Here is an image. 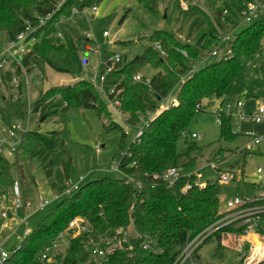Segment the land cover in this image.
I'll return each mask as SVG.
<instances>
[{
  "label": "trees",
  "instance_id": "trees-1",
  "mask_svg": "<svg viewBox=\"0 0 264 264\" xmlns=\"http://www.w3.org/2000/svg\"><path fill=\"white\" fill-rule=\"evenodd\" d=\"M61 1L63 4L59 7ZM101 1L0 0V34L15 36L22 31L26 22H35L38 17L52 13L51 20L39 29L43 34L41 43L29 55L44 74L50 52L54 49L63 52L66 49L62 44L63 39L50 37L59 31V19L70 17L74 8L81 11L97 6ZM138 1L156 13L158 3L165 0ZM247 1L205 0V5L213 8L216 22H210V30L204 31V36L198 38L195 44L158 31L151 35V39L160 45L164 55L157 47H148L144 54L136 56L119 69L121 57L106 84H117L122 89L120 109L123 114H128L126 123L136 126L141 115L153 113L142 135L128 145L118 160L123 177L113 176L110 168L101 175L94 171L95 175L86 177L77 190L59 198L56 206L46 212L13 246L15 251L3 264H46L41 258L43 254L51 258L48 264H174L191 239L223 217L216 185L198 182L196 158L192 155L197 149L196 144L186 141L187 150L178 152L177 143L185 135L193 117L200 112L197 111V103L204 99H221L226 88L237 79L242 63L262 50L264 13L248 27L234 33L228 41L220 38L223 27L234 25V21L240 18ZM181 50L187 53L183 54ZM213 51L216 54L213 55ZM146 64H153L158 69L151 77L150 84L134 81V75H125L132 73L137 66ZM175 89L174 102L169 101L165 106L164 102ZM33 90H37V87L34 86ZM68 106L93 109L97 115L100 111L103 117H110L98 90L85 79L38 92L33 111H40L41 118L45 119L59 108L64 112ZM52 107L55 110H51ZM26 111L24 101L8 100L4 106H0V113L8 122L24 118ZM220 114L221 137L230 140L237 134L232 131L231 117L222 112ZM109 126L115 129L118 125L112 122ZM122 135L123 142L126 133ZM33 159H39L47 177L55 173L62 188L65 187V183H62L65 179L58 166L64 167L65 177L69 180L72 161L61 133L27 130L22 135L13 161L0 156V196L3 186L12 184L13 187L14 180H22L23 166H28ZM172 167L181 170L174 183L163 179L164 173ZM13 170L19 174L18 179L12 177ZM185 186L189 187L184 189ZM20 188V196L24 198L22 207L25 208L32 191L27 192L21 184ZM76 216L84 218L88 228L75 237L69 231L68 245L64 253H59V237ZM260 217L256 232L264 234V214ZM245 229V225L239 224L221 227L202 245L215 237L218 241L216 254L221 256L225 246L223 233L230 231L242 236ZM117 231H128L129 239L123 241L120 233L112 248L111 240ZM137 234L143 238H137ZM144 238L150 244L148 249L142 247ZM255 241L258 248L254 254L264 255L260 238H255ZM202 245L192 255L194 264L201 260L199 250ZM95 247L104 250L105 254L94 255L92 251ZM250 249L249 243L240 247L239 254L243 256L240 264H248L244 255L247 256Z\"/></svg>",
  "mask_w": 264,
  "mask_h": 264
},
{
  "label": "rangeland",
  "instance_id": "rangeland-1",
  "mask_svg": "<svg viewBox=\"0 0 264 264\" xmlns=\"http://www.w3.org/2000/svg\"><path fill=\"white\" fill-rule=\"evenodd\" d=\"M204 1L165 0L158 3L156 13H153L138 0H102L97 4L98 13L94 16L91 13L84 14L88 9L86 7L82 11H75L68 18H62L58 30L65 35L62 44L66 49L63 52L52 50L48 55V62L44 65V74L34 76L33 85L37 90L31 91L30 105L33 107L36 104L38 92L47 91L61 84L72 85L78 80L85 79L98 90L110 117H103L99 111L100 117L93 109L68 106L69 108L64 112L59 108L58 111L50 113L41 122L43 118L39 111L38 114L31 113V119L26 116L23 119H11L10 124H1L0 137L6 136L9 143L19 144L23 133L27 130L43 133L60 132L72 161L69 180L65 177L64 167L58 166V171L65 179L62 182L65 183V187L76 182L81 175L86 178L95 175L94 171L101 175L107 168L116 166L120 156L135 140L138 128L143 124L142 121L136 126L127 124L128 116L121 114L120 107L107 97L109 85H102L95 76L102 73L103 63L116 53L122 57L118 66L120 69L136 56L144 54L148 47L156 48V42L151 39V35L158 31L173 35L180 41L195 44L198 38L204 36L202 35L204 31L210 30V22H216L213 8L206 6ZM249 25V22L240 17L234 21V25L223 27V34L233 36ZM104 32H107L108 36H104ZM52 36L56 35H50ZM7 40V35L0 34V51ZM261 42L262 50L242 63L237 79L226 88L221 99L201 101L203 109L193 117L185 135L177 143L178 152L187 150V142L196 144L197 149L192 155L196 158L198 182L216 185L221 212L225 211L229 201L236 198L242 203L256 199L264 187L257 185L259 176L262 175L259 170L264 169V142L259 146H253L252 137L248 135L250 131H255L257 136L264 135V124L240 122L235 118L239 100L246 107L256 105L257 101L264 104V39ZM181 53L187 52L181 50ZM205 56L207 57L208 54ZM157 72L158 69L153 67V64H146L137 66L132 73L125 75L140 74L144 78H151ZM175 94L176 89L169 99H175ZM23 95V101H27L26 90ZM0 106H4L2 100ZM51 110L55 108L52 107ZM214 112L231 114L232 131L237 133L232 139L226 140L221 137V126ZM36 116L39 121L35 119ZM145 116L148 119L153 113ZM112 122L118 125L117 128L111 129L109 125ZM20 125L22 129H19ZM10 128L16 131L15 137H8ZM124 132L126 135L122 142ZM192 133L199 134L200 137L194 139L191 137ZM6 157L13 161L15 153ZM22 170L24 177L19 182L27 192L32 191L25 202V208L22 206L14 208L13 202L17 198L13 193L12 184L1 189L3 193L0 196V204L8 205L9 211L12 210L15 216L14 218L12 215L7 220L0 217V245L1 249L7 252L12 251L13 246L22 240L26 230H30L46 212L56 206L65 188H62L55 173L50 177L46 176L39 159L31 160ZM225 172L233 178L228 183L220 180L222 173ZM111 174L115 177H123L120 171H113ZM18 175L15 170L12 171L13 178L18 179ZM55 193L61 194L60 197L55 198ZM18 199L24 202L23 196ZM41 199L50 201L44 211L38 210ZM18 219L21 221L17 222ZM62 234L57 246L59 253H64L68 245V231L64 230ZM257 234L261 236L260 240L264 241V234ZM240 237L230 231L223 233L222 240L225 246L221 250V256L216 254L217 239L215 237L210 239L200 248L201 260L197 264H240L243 256L235 247L240 244L238 241ZM246 243L250 244L251 249L244 257H255L254 251L258 248L256 241L253 242L254 245L249 240L244 244ZM261 259L262 257L258 256L250 262L254 264ZM261 264H264V261Z\"/></svg>",
  "mask_w": 264,
  "mask_h": 264
},
{
  "label": "built area",
  "instance_id": "built-area-1",
  "mask_svg": "<svg viewBox=\"0 0 264 264\" xmlns=\"http://www.w3.org/2000/svg\"><path fill=\"white\" fill-rule=\"evenodd\" d=\"M63 4V1L59 3L60 5ZM58 7V8H59ZM85 9V8H84ZM79 11V10H74ZM82 11V10H81ZM93 14L98 13V6H92L88 7L84 11V14ZM264 13V0H249L245 4V6L241 10L240 17L244 19L245 21L251 23L261 17V15ZM226 14V11H225ZM52 18V13L48 14L44 17H38L35 22L28 21L26 22V25L22 29V31L18 32L15 36H7L8 40L5 44H3V49L0 51V100L3 101L5 104L6 101L10 100L12 102L17 101H23V92L26 90V97L27 101H24L26 103V116L28 119L30 118L31 113L38 114V112H34V106L31 107L30 105V97L31 91H33L34 85L33 80L34 76H42L43 71L29 58V55L35 50V46L40 44L42 41V32L39 31V29L42 26H45L48 21H50ZM64 18L61 17L60 20ZM58 23V22H57ZM59 24V23H58ZM55 35L61 39H64V34L60 31H57ZM87 36H89V33H87ZM104 36H108L107 32H104ZM230 35H221L220 38L222 41H228L230 39ZM1 47V44H0ZM156 47L161 50V53L164 54V51L161 49L159 44H156ZM212 54H216V51H213ZM121 60L120 54L112 55L110 58L107 59L105 63H103V71L99 74V76H95L97 78V81H99L102 85H106V81L108 76L116 69L117 64ZM151 78H144L140 74L134 75V81L137 82H143L145 84H150ZM109 90L107 93V97L115 103L117 107H121L122 103V89L118 88L117 84H108ZM173 101L174 99H169L165 103V105L169 102ZM67 104L65 103L64 106ZM197 111H201L203 109V106L201 102L197 103ZM120 113H122L120 109ZM218 116V123H222L221 118V112H214ZM225 115V112H222ZM25 116V117H26ZM128 116V114H127ZM235 118L240 122H248V123H256V124H264V104L257 101L256 105H253L252 107H246L245 104L242 101L237 102V112L235 114ZM17 119V118H16ZM23 119V118H18ZM36 120L39 121L38 117L36 116ZM149 119L146 118V116L141 115L140 121H142V126L138 128V135L135 139H138L142 133L144 128L147 126ZM4 123H9L7 120H5L2 113H0V125ZM19 129H22V126H19ZM1 132V128H0ZM16 131L13 128H10L8 137H15ZM250 137H252V143L253 146H259L261 143L264 142V135L257 136L255 131H250L248 133ZM192 138H199L200 135L196 133L191 134ZM17 143H9L7 141V137L3 136L0 137V156L11 155V153H15L18 148ZM97 152H99V149H97ZM124 154V153H123ZM110 170L112 171H119V164H117L114 167H111ZM180 168H169L163 175V179L169 181L170 183H174L180 173ZM259 172L262 173L259 177V182L257 185L264 186V169H260ZM85 179L84 176H79L78 180L74 182L73 184H67V187L63 189V194H69L74 190H77L80 183ZM233 178L229 176L227 172L222 173L220 180L223 183H228ZM189 186H185L184 189L188 188ZM13 193L17 200H15L14 208L17 209L21 206H23L22 201L18 198L20 197V183L19 180H14L13 182ZM61 194L55 193L54 197L58 198ZM253 202H257V204H252ZM50 203L48 199H41L39 203L38 210H43L45 207ZM27 207H30V205H27ZM133 207H131L132 210ZM10 207L8 205L0 204V217L4 220H7L9 217ZM224 215L223 217L215 222L212 226L205 229L200 234L196 235L193 239H191L182 252L177 257L174 264H194L192 260V255L197 250V248L202 245V243L217 229L230 225V224H239V225H245V235L256 232V228L258 227V221L261 218L260 216L264 214V187L262 188V192L259 197H257L254 200H251L249 202L242 203L239 199L231 200L227 203L225 211L222 212ZM88 228L87 222L84 218L80 216H76L73 219H71L67 226V231H71V236L75 237L79 235L81 232L86 231ZM28 233V231H25V234ZM120 233H122L121 239L123 241H127L129 239L128 231H117L116 235L112 238V248L116 245V241L118 240V236ZM60 235L59 239H61ZM137 238H143L142 235H135ZM143 249L150 248L149 242L144 238L142 243ZM13 249L10 252L4 251L1 249L0 245V264H3L9 255L14 252ZM110 251V250H108ZM94 255H104L105 251L95 247L92 251ZM41 258L46 261V264H48L51 261V258H48L46 254L41 255Z\"/></svg>",
  "mask_w": 264,
  "mask_h": 264
},
{
  "label": "crops",
  "instance_id": "crops-1",
  "mask_svg": "<svg viewBox=\"0 0 264 264\" xmlns=\"http://www.w3.org/2000/svg\"><path fill=\"white\" fill-rule=\"evenodd\" d=\"M93 17V16H92ZM11 212V215H13L12 214V210L10 211ZM12 217V216H11ZM13 217L15 218V216L13 215ZM21 220H17V222H20ZM260 238L261 236L259 235V234H257V233H255V232H251V233H249V234H247V235H243V236H241L240 238H238V241H239V245L238 246H236L235 245V247H236V250L237 249H239V251H240V247L245 243V242H247L248 240L250 241V242H252V245H254V243L253 242H255V238ZM264 239V238H263ZM223 242H224V240H223ZM260 242L263 244V247H261V249H264V241H261L260 240ZM234 247V248H235ZM258 257V255H255V257H247V258H245V259H248V261L247 260H245L248 264H252L250 261L251 260H254V259H256ZM262 257V259H264V255H260L259 256V258H261ZM261 259V260H262ZM260 260H258L257 262H255L254 264H257L258 262H259Z\"/></svg>",
  "mask_w": 264,
  "mask_h": 264
},
{
  "label": "water",
  "instance_id": "water-1",
  "mask_svg": "<svg viewBox=\"0 0 264 264\" xmlns=\"http://www.w3.org/2000/svg\"><path fill=\"white\" fill-rule=\"evenodd\" d=\"M44 120V118L41 120V122Z\"/></svg>",
  "mask_w": 264,
  "mask_h": 264
}]
</instances>
